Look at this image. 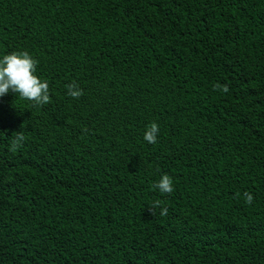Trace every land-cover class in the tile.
<instances>
[{
    "label": "trees",
    "instance_id": "trees-1",
    "mask_svg": "<svg viewBox=\"0 0 264 264\" xmlns=\"http://www.w3.org/2000/svg\"><path fill=\"white\" fill-rule=\"evenodd\" d=\"M22 51L51 100L0 97V264H264V0H0Z\"/></svg>",
    "mask_w": 264,
    "mask_h": 264
},
{
    "label": "clouds",
    "instance_id": "clouds-1",
    "mask_svg": "<svg viewBox=\"0 0 264 264\" xmlns=\"http://www.w3.org/2000/svg\"><path fill=\"white\" fill-rule=\"evenodd\" d=\"M38 61L35 60L29 52H12L6 54L0 59V97L5 96L9 92H13L19 96L20 99L33 101L37 105H45L50 103L51 97L49 94V84L47 81H42L36 75ZM67 94L73 98L78 99L83 95V90L79 88L75 82L68 84ZM216 89H221L219 84L215 85ZM222 91L227 93L229 88L227 85L223 86ZM23 127V126H22ZM159 126L153 122L144 134V140L148 143L155 144L157 142V134ZM25 140L23 132H16L15 138L10 145V151L15 152L22 146ZM162 194H170L174 191L172 178L164 174L160 180L154 184ZM239 193H237V196ZM246 202L251 204L253 196L249 193H244ZM161 202L154 201L149 211L155 214L153 209L159 207ZM168 209L163 208L161 215H167Z\"/></svg>",
    "mask_w": 264,
    "mask_h": 264
}]
</instances>
